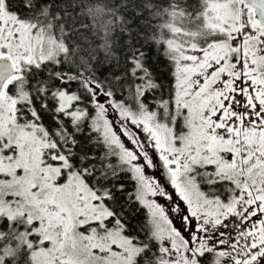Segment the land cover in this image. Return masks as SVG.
Wrapping results in <instances>:
<instances>
[{"label": "snow or ice", "instance_id": "snow-or-ice-1", "mask_svg": "<svg viewBox=\"0 0 264 264\" xmlns=\"http://www.w3.org/2000/svg\"><path fill=\"white\" fill-rule=\"evenodd\" d=\"M0 264H264V0H0Z\"/></svg>", "mask_w": 264, "mask_h": 264}, {"label": "trees", "instance_id": "trees-1", "mask_svg": "<svg viewBox=\"0 0 264 264\" xmlns=\"http://www.w3.org/2000/svg\"><path fill=\"white\" fill-rule=\"evenodd\" d=\"M93 2H95V0H93ZM104 2L111 3V0H104ZM126 15L130 16V13H126ZM84 22L90 25V29L84 34L87 39H85L84 37H77V43H80L81 46L86 49H95V59L92 60V63L101 73V79H103L104 76H108L113 70L116 63V58L122 57V48L127 42L128 34L127 32H122L119 27H116L112 30L110 43L112 45L114 56L111 58V60H109L106 57L103 49L99 47L100 44L103 43V41L100 39L99 35L94 34L96 32V29L94 26H92L91 19L87 18L84 20ZM132 27L133 29H135L136 25L133 24ZM141 42L143 43V41ZM145 51H147L149 54V64L152 66L155 74L160 78L161 82L167 83L169 77V66L164 56L157 53L156 46L151 42L145 45Z\"/></svg>", "mask_w": 264, "mask_h": 264}]
</instances>
